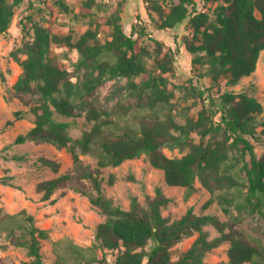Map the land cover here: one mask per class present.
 Returning <instances> with one entry per match:
<instances>
[{"label": "trees", "instance_id": "16d2710c", "mask_svg": "<svg viewBox=\"0 0 264 264\" xmlns=\"http://www.w3.org/2000/svg\"><path fill=\"white\" fill-rule=\"evenodd\" d=\"M29 1L32 6L33 1ZM149 1L159 14L156 23L160 29L174 28L189 19L192 38L184 40L185 46L194 55V62H202L197 54H204L214 82L228 77L230 84H236L256 71L264 50V0H202L217 3L215 20L209 12L199 10L197 0L172 2L169 11L156 0ZM22 2L0 0V36L8 32L15 9ZM93 3L84 2L83 16L91 15ZM27 17L34 22L35 34L21 48L27 57L21 60L22 72L15 89L39 94L40 101L29 109L35 117L34 126L18 134L15 141L47 140L68 147L73 152L74 170L39 182L38 191L48 199L64 183L70 184L107 216L97 226L95 241L89 246L68 237L56 241L57 258L52 264H264V239L244 229L226 231L230 221L264 214V153L258 157L253 143L256 140L264 145L261 100L234 91L204 97V90H199L204 105L193 117L188 113L190 107L184 113L177 108L175 91L169 88L166 74L174 67L176 53L161 54L159 49L150 66L153 54L140 39L148 36L160 42L145 26H133L128 34L119 14L100 16L91 18L89 27L75 38L74 31L54 34L32 14ZM106 24L112 32L102 41L101 27ZM53 43L61 50L60 56L52 54ZM117 76L128 79L126 88L137 97L136 107L124 104L121 109L103 108L91 103L86 111L90 129L81 137H71V121L58 119L56 113L63 117L77 115L80 100ZM195 91L194 87L185 98L197 97ZM149 111L155 120L136 119ZM17 115L22 117L24 113L19 110ZM180 115L183 122L177 120ZM77 147L96 159L95 167L81 168ZM165 148H187L188 152L171 157ZM142 155L164 172L167 184L185 187L187 197L196 191L195 183L200 178L212 195L208 204L217 201L229 222L212 214H199L193 208L172 221L163 214L170 198L162 187L156 188L146 205L136 196L129 209L115 204L103 188V169ZM208 224L216 225L220 236L210 238L205 230ZM3 232L12 243L27 250L30 259L19 264H44L42 240L49 237V231L36 223L33 214L25 209L10 213L0 207V234ZM195 233L198 236L190 247L174 257L173 246ZM151 242L153 246L147 249ZM225 242L230 243L228 260L208 261L207 254ZM113 251L118 254L111 261L108 256Z\"/></svg>", "mask_w": 264, "mask_h": 264}, {"label": "rangeland", "instance_id": "374dc122", "mask_svg": "<svg viewBox=\"0 0 264 264\" xmlns=\"http://www.w3.org/2000/svg\"><path fill=\"white\" fill-rule=\"evenodd\" d=\"M32 1V6L29 0H23L16 7L11 27L0 36V207L10 213L25 209L35 216L39 226L49 231V237L42 240V252L44 264H52L57 258L54 250L56 241L68 237L77 244L89 246L95 241L97 226L106 221L107 216L93 206L86 195L74 190L70 184L64 183L48 199L44 198V192L38 191L39 182L74 170L73 152L68 147L47 140H30L24 143L15 141L18 134L34 126L35 117L29 109L31 105L40 101L39 94L15 89V83L22 72L21 60L27 57L21 48L27 41L33 40L35 34L34 22L28 19V14H32L35 21L48 27L52 33L67 34L74 31L75 38L89 27L91 18L100 16L110 17L119 14L128 34L132 32L133 26L137 28L145 26L150 36L160 42L156 43L148 36L140 39L153 54V58L149 59L150 66L159 49L161 54L167 51L176 53L174 67L166 74L169 78V88L175 91L177 108L184 113L190 107L188 113L193 117L198 116L204 105V98L198 96L199 90H204V97L210 93L218 96L225 91L247 92L261 100L264 105V50L261 52L256 71L250 76L242 77L236 84H230L228 77L214 82L204 54L202 52L197 54L202 56V62H194V55L185 46L184 40L192 38L189 19L174 28L160 29L156 23L159 14L149 0H94L89 16H83L81 10L86 0ZM156 1L161 3L166 11H169L172 2H179V0ZM197 1L199 10L209 12L211 19L215 20L214 9L217 3ZM25 22L28 23L26 27ZM111 32L110 25H103L100 39L105 41ZM137 35L136 33L135 36ZM52 47V54L60 56L61 50L55 43ZM198 74L203 76L200 77ZM127 82L128 79L124 76L108 79L79 101L77 115L63 117L56 113V116L58 119L71 121L68 128L71 137H81L84 131L91 127V123L86 119L89 104L97 103L103 108L121 109L124 108V104L136 107L138 99L130 95L126 88ZM194 87L197 97L185 98ZM19 110L24 113L22 117L17 115ZM261 117L264 118V113ZM140 118L155 120L156 116L149 111L136 119ZM177 120L183 122V116H178ZM194 136L199 141L198 135ZM253 143L255 152L260 157L264 153V145L256 140H253ZM164 151L168 156L181 157L188 149L165 148ZM76 152L81 158V168L96 166V159L92 155L82 153L79 147L76 148ZM103 170L101 176L106 194L115 204L126 209L131 207L134 196L146 205L149 196L155 195L156 188L162 187L170 198L169 203L163 208V214L172 221L189 208H193L199 214H212L221 221L229 222L217 201L208 204L212 195L203 186L200 178H197L195 183L196 191L187 197V189L167 184L164 172L153 167L145 155L126 160L118 166H108ZM241 229L264 239V214L245 215L239 221H230L226 226V231ZM205 230L209 231L210 238L221 234L220 229L214 224L206 225ZM197 236L198 233L187 236L174 245L172 248L174 257L189 248ZM153 244L151 242L147 249ZM229 246L230 243L225 242L214 248L207 254L206 259L214 263L228 260ZM117 254V251H113L108 257L113 261ZM26 259L30 257L25 248L12 243L6 232L0 234V264H19Z\"/></svg>", "mask_w": 264, "mask_h": 264}]
</instances>
